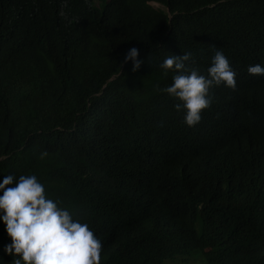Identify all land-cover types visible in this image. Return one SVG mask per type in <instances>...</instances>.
I'll return each mask as SVG.
<instances>
[{"label":"trees","instance_id":"1","mask_svg":"<svg viewBox=\"0 0 264 264\" xmlns=\"http://www.w3.org/2000/svg\"><path fill=\"white\" fill-rule=\"evenodd\" d=\"M217 49L236 87L213 86L189 127L160 64L190 52L207 75ZM256 63L264 0H0V179L36 175L100 239V264H264ZM9 242L0 221V264Z\"/></svg>","mask_w":264,"mask_h":264},{"label":"clouds","instance_id":"2","mask_svg":"<svg viewBox=\"0 0 264 264\" xmlns=\"http://www.w3.org/2000/svg\"><path fill=\"white\" fill-rule=\"evenodd\" d=\"M138 55L139 50L133 46L122 63L131 61L136 71L142 63ZM191 57L190 52L168 55L160 67L176 72L172 83L162 91L178 101L174 108L183 110V122L194 127L201 121L202 110L212 103L209 90L221 84L235 89L237 73L222 50H215L207 75L188 68L186 62ZM247 72L264 76V65L251 64ZM0 221L10 237L3 251L13 257V264H100V239L87 223L74 219L48 197L44 184L34 174L18 178L8 174L0 179Z\"/></svg>","mask_w":264,"mask_h":264},{"label":"rangeland","instance_id":"3","mask_svg":"<svg viewBox=\"0 0 264 264\" xmlns=\"http://www.w3.org/2000/svg\"><path fill=\"white\" fill-rule=\"evenodd\" d=\"M156 7L158 6V4L157 3H153ZM195 252H197V250L196 251H193L191 254L193 255V253H195ZM176 258H178V261L180 262V264H185V263H187L188 261H190L191 260V258L193 259V256H189V255H187V254H184V255H178V256H176ZM174 259V258H173ZM195 260H197L198 262H199V264H202L201 263V261L202 260H200V259H195ZM172 261V259H166L165 260V264H170V262Z\"/></svg>","mask_w":264,"mask_h":264}]
</instances>
